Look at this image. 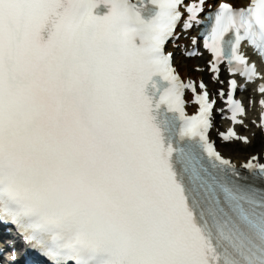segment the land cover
<instances>
[{"label":"snow or ice","instance_id":"snow-or-ice-1","mask_svg":"<svg viewBox=\"0 0 264 264\" xmlns=\"http://www.w3.org/2000/svg\"><path fill=\"white\" fill-rule=\"evenodd\" d=\"M193 28L214 94L174 63ZM244 41L264 58V0H0V226L50 264H264V163L210 139L214 112L244 125L234 96L264 80ZM222 66L246 83L226 91Z\"/></svg>","mask_w":264,"mask_h":264},{"label":"bare ground","instance_id":"bare-ground-1","mask_svg":"<svg viewBox=\"0 0 264 264\" xmlns=\"http://www.w3.org/2000/svg\"><path fill=\"white\" fill-rule=\"evenodd\" d=\"M231 1L234 2V0H231ZM177 61L179 62V66L185 69V73H186V71H188V69H186L187 65L184 63H181L179 59H177ZM261 140L262 142H264V138H262ZM219 146L221 150L223 151L224 155L226 154L228 156H231L233 159L235 160L237 159L238 161H240L241 159H245L248 156V154L255 152L254 150L248 149V152L246 153L245 151H242L237 146H235L233 143L225 144V146L224 145H219Z\"/></svg>","mask_w":264,"mask_h":264},{"label":"rangeland","instance_id":"rangeland-1","mask_svg":"<svg viewBox=\"0 0 264 264\" xmlns=\"http://www.w3.org/2000/svg\"><path fill=\"white\" fill-rule=\"evenodd\" d=\"M263 136H261L260 134L257 135V138H256V142H255V145L252 146V147H247V148H242L241 147V150L245 151L246 153L248 152V149H251V150H258L260 149V147L262 146V143H261V139H262ZM239 146L238 143L235 144V146Z\"/></svg>","mask_w":264,"mask_h":264}]
</instances>
